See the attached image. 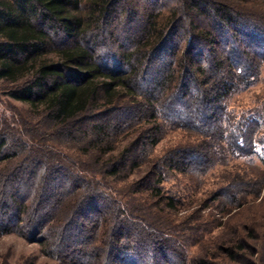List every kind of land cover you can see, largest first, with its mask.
I'll list each match as a JSON object with an SVG mask.
<instances>
[{"label": "trees", "instance_id": "1", "mask_svg": "<svg viewBox=\"0 0 264 264\" xmlns=\"http://www.w3.org/2000/svg\"><path fill=\"white\" fill-rule=\"evenodd\" d=\"M263 64L264 0H0V82L33 128L0 122V237L60 264H189L200 218L161 185L255 153L260 121L222 119ZM178 113L201 140L149 161ZM230 179L215 200L264 189V174ZM235 223L195 264L247 260Z\"/></svg>", "mask_w": 264, "mask_h": 264}, {"label": "rangeland", "instance_id": "2", "mask_svg": "<svg viewBox=\"0 0 264 264\" xmlns=\"http://www.w3.org/2000/svg\"><path fill=\"white\" fill-rule=\"evenodd\" d=\"M250 81L249 84H243L226 100L227 107L222 123L226 127L232 124L233 127L230 130L233 131L249 120L260 121L261 129L256 137L255 153L244 157L228 155L226 163L213 166L199 178L191 174L168 172L165 182L161 185L164 193L171 195L177 201L181 199L183 202L184 205H178L176 213V215L179 214V219L183 215L194 216V219L200 218L199 221L193 223L194 227H200L197 233L198 238L195 235L196 237L193 238L196 240L195 243L188 247L189 264H195L197 259L205 258V256L212 258L217 250V237L226 232L227 238L231 237L233 227L237 226L235 222H239L240 232L247 239L249 249L247 260L234 264H264V189L260 195L254 191L236 192L237 202L227 197L214 199L215 192L217 193L229 184L232 173L249 176V179L258 177L260 180L263 179L264 64ZM28 109L26 104L6 96L0 82V122L3 127L6 125L20 129L23 135L29 137L33 128L30 126L32 119H27ZM175 118L173 121H161L163 124L162 139L151 151L149 161L161 158L179 146L197 144L201 140L200 137L177 127V123L184 122L180 113ZM131 137H126L123 141L124 146ZM63 152L68 154V151ZM144 158L145 156L142 157L143 162H145ZM148 165L149 162L137 170L132 180L144 175L148 171ZM0 264L60 263L46 255L42 243H30L18 233H13L0 237Z\"/></svg>", "mask_w": 264, "mask_h": 264}]
</instances>
